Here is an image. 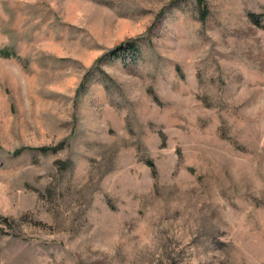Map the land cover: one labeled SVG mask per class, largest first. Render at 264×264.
<instances>
[{"label":"rangeland","instance_id":"1","mask_svg":"<svg viewBox=\"0 0 264 264\" xmlns=\"http://www.w3.org/2000/svg\"><path fill=\"white\" fill-rule=\"evenodd\" d=\"M204 4L0 0V264H264V0Z\"/></svg>","mask_w":264,"mask_h":264},{"label":"trees","instance_id":"2","mask_svg":"<svg viewBox=\"0 0 264 264\" xmlns=\"http://www.w3.org/2000/svg\"><path fill=\"white\" fill-rule=\"evenodd\" d=\"M199 3H200V6H201L202 16H203V18H205L206 15H207V8H206V6L204 4V0H199ZM262 16H263L262 14H256V13H251L250 14V17H251V19H252V21L254 23L264 27V25H262V22H263L262 21ZM130 47L132 49H135L134 45H131ZM113 53H116V51H114ZM0 54L7 55V56L10 55V53H7L4 49L0 50ZM19 152H20V150L16 151V153H19ZM149 164L152 165V163H149Z\"/></svg>","mask_w":264,"mask_h":264}]
</instances>
